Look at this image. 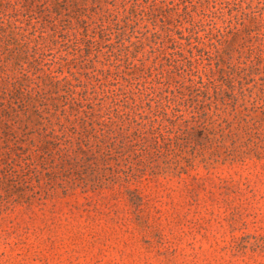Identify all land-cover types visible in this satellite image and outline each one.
<instances>
[{
	"label": "rangeland",
	"instance_id": "rangeland-1",
	"mask_svg": "<svg viewBox=\"0 0 264 264\" xmlns=\"http://www.w3.org/2000/svg\"><path fill=\"white\" fill-rule=\"evenodd\" d=\"M0 264H264V0H0Z\"/></svg>",
	"mask_w": 264,
	"mask_h": 264
},
{
	"label": "trees",
	"instance_id": "trees-1",
	"mask_svg": "<svg viewBox=\"0 0 264 264\" xmlns=\"http://www.w3.org/2000/svg\"><path fill=\"white\" fill-rule=\"evenodd\" d=\"M118 14H114L110 10L108 12V15H107L106 18H107V21L109 22L110 27L113 28V30H114L115 38L117 39V41L118 40L120 41V43H119V48L120 49L119 50L121 52L122 51L126 52L130 48L132 43H130L128 45L124 44V41H123L124 29L127 28V27H129L131 29H134V27L138 23V17L139 16H143L144 15L147 18L150 17V16H149L148 12H144L139 6H135V5H133L131 7L130 13H128L127 15H123L122 16V15L119 14L123 18L121 21H118V18H119ZM162 22L165 25L166 31H168V32H172L173 31V28L168 25L167 21L163 20ZM99 37L102 40L108 39V36L106 35V32H105L104 28L102 29L101 27H99ZM151 37H152L153 40H156L158 38L157 32L155 31L154 33H152ZM181 37L182 38H180V40H186L187 41V40L190 39L189 36H181ZM87 43L88 44H92V43H94V41L92 40L91 37H88L87 38ZM199 82H201V81H199ZM192 84H193V86H195L196 83H192Z\"/></svg>",
	"mask_w": 264,
	"mask_h": 264
}]
</instances>
